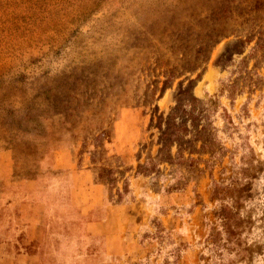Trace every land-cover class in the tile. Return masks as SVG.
<instances>
[{
	"label": "rangeland",
	"instance_id": "1",
	"mask_svg": "<svg viewBox=\"0 0 264 264\" xmlns=\"http://www.w3.org/2000/svg\"><path fill=\"white\" fill-rule=\"evenodd\" d=\"M260 40L264 0H0V243L45 198L43 264H264ZM193 99L213 155L162 136Z\"/></svg>",
	"mask_w": 264,
	"mask_h": 264
},
{
	"label": "crops",
	"instance_id": "2",
	"mask_svg": "<svg viewBox=\"0 0 264 264\" xmlns=\"http://www.w3.org/2000/svg\"><path fill=\"white\" fill-rule=\"evenodd\" d=\"M30 191H33L30 189ZM7 199L4 202V205L13 204L14 206H19L21 204L18 197H16L15 191L13 190L11 194H5ZM34 196H31V201L33 203ZM45 198L37 199L34 203L36 206H40L43 211L38 214L30 215L28 217L24 214L12 215L10 218L9 225L5 228V232L12 231L20 239L14 241L1 239L0 243V264H43V256L46 254L47 240L45 238L44 232V218H45V209L50 203V200ZM93 224L95 227L99 223H90L89 227H92ZM91 229V228H89ZM90 232L93 235H98L97 233ZM110 241V242H109ZM107 243V253L109 256H117L119 254L117 240L115 237L106 238Z\"/></svg>",
	"mask_w": 264,
	"mask_h": 264
},
{
	"label": "trees",
	"instance_id": "3",
	"mask_svg": "<svg viewBox=\"0 0 264 264\" xmlns=\"http://www.w3.org/2000/svg\"><path fill=\"white\" fill-rule=\"evenodd\" d=\"M256 49H261L263 51L264 49V41H259L258 44L255 47ZM255 50V49H253ZM248 56H251V52L249 53ZM245 61L243 60V63ZM240 72V71H238ZM200 104L201 107L200 110L197 112L196 116H193L192 111H186V109L183 106H192L195 108L197 104ZM216 104L212 101H209L208 103H200L196 99L193 100H188L186 102H178L176 110L171 113L168 118H167V124L165 131L163 132L162 136L163 137H168L172 138V142L174 141L173 139H179L180 134L183 136L190 135L193 133L190 137V139L186 142L188 145H191L192 143H200V149L201 152L205 153L204 151L209 152L210 154L212 153L215 154L217 153L216 150H214V136L212 133V130L214 131L213 122H212V117L213 113L215 114L217 112L216 110ZM224 111V118L228 117L229 123L231 124L230 117L228 116L226 110ZM177 118H184V121L177 125L175 123V120ZM162 116L158 117L157 122H158V127H160L161 122H162ZM187 121H190L192 123L193 127V132L189 131L187 127ZM179 151L177 155L180 154V149H182V144L178 143ZM188 161H193L191 158L188 159Z\"/></svg>",
	"mask_w": 264,
	"mask_h": 264
}]
</instances>
